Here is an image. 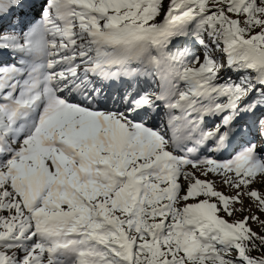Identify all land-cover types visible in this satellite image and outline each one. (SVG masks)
I'll return each mask as SVG.
<instances>
[{
  "label": "snow or ice",
  "instance_id": "snow-or-ice-1",
  "mask_svg": "<svg viewBox=\"0 0 264 264\" xmlns=\"http://www.w3.org/2000/svg\"><path fill=\"white\" fill-rule=\"evenodd\" d=\"M262 217L264 0H0V264H264Z\"/></svg>",
  "mask_w": 264,
  "mask_h": 264
},
{
  "label": "rangeland",
  "instance_id": "rangeland-1",
  "mask_svg": "<svg viewBox=\"0 0 264 264\" xmlns=\"http://www.w3.org/2000/svg\"><path fill=\"white\" fill-rule=\"evenodd\" d=\"M262 218H264V217H262ZM254 227H255V225H254Z\"/></svg>",
  "mask_w": 264,
  "mask_h": 264
}]
</instances>
